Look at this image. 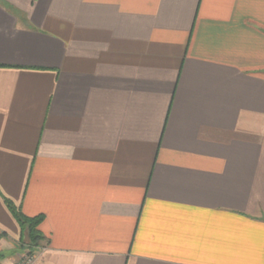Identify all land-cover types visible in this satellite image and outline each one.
Segmentation results:
<instances>
[{
	"label": "crops",
	"instance_id": "1",
	"mask_svg": "<svg viewBox=\"0 0 264 264\" xmlns=\"http://www.w3.org/2000/svg\"><path fill=\"white\" fill-rule=\"evenodd\" d=\"M264 264V0H0V264Z\"/></svg>",
	"mask_w": 264,
	"mask_h": 264
},
{
	"label": "trees",
	"instance_id": "2",
	"mask_svg": "<svg viewBox=\"0 0 264 264\" xmlns=\"http://www.w3.org/2000/svg\"><path fill=\"white\" fill-rule=\"evenodd\" d=\"M19 225L23 230H26L27 236L25 237L24 242L29 247L38 246L42 240V235L39 231V223L41 221L40 216L27 217L19 211L12 210Z\"/></svg>",
	"mask_w": 264,
	"mask_h": 264
},
{
	"label": "built area",
	"instance_id": "3",
	"mask_svg": "<svg viewBox=\"0 0 264 264\" xmlns=\"http://www.w3.org/2000/svg\"><path fill=\"white\" fill-rule=\"evenodd\" d=\"M36 247V251L27 250V252L23 254L24 256L18 264H34L37 257V253L42 249V246Z\"/></svg>",
	"mask_w": 264,
	"mask_h": 264
},
{
	"label": "rangeland",
	"instance_id": "4",
	"mask_svg": "<svg viewBox=\"0 0 264 264\" xmlns=\"http://www.w3.org/2000/svg\"><path fill=\"white\" fill-rule=\"evenodd\" d=\"M38 246H41V244H39ZM36 248H37L36 246H34V247H29V246L27 245V249H26L25 251H23V252H21V253H19V254H16V256H15V261H13L12 264H18V263L21 261L22 257L24 256L23 254L26 253L27 250L36 251Z\"/></svg>",
	"mask_w": 264,
	"mask_h": 264
}]
</instances>
